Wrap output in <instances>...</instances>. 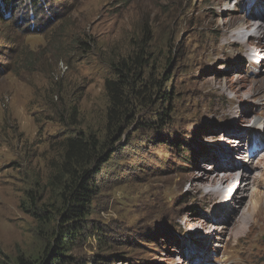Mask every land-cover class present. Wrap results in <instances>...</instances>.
I'll return each mask as SVG.
<instances>
[{
    "label": "rangeland",
    "instance_id": "374dc122",
    "mask_svg": "<svg viewBox=\"0 0 264 264\" xmlns=\"http://www.w3.org/2000/svg\"><path fill=\"white\" fill-rule=\"evenodd\" d=\"M31 1L0 20V264L43 256L55 238L63 142L106 140V82L141 47L151 62L138 71L173 99L157 104L151 89L131 99L135 114L95 180L68 264H264V74L244 55L264 39L226 40L264 15V0L249 16L246 0ZM238 134L240 150L229 143ZM245 140L259 143L254 158ZM222 144L237 159L229 172ZM203 174L232 177L217 196L197 189ZM233 187L256 211L244 214L250 224L225 206Z\"/></svg>",
    "mask_w": 264,
    "mask_h": 264
},
{
    "label": "trees",
    "instance_id": "16d2710c",
    "mask_svg": "<svg viewBox=\"0 0 264 264\" xmlns=\"http://www.w3.org/2000/svg\"><path fill=\"white\" fill-rule=\"evenodd\" d=\"M23 1L0 0V20L7 12L16 10ZM144 31L147 33V30ZM138 51L139 53L133 57H128L127 60L114 65L116 80L106 82L109 97L106 140L101 143L96 136L83 133L79 136L69 135L63 142L64 157L60 171L62 210L54 230L55 238L47 243L43 256L35 259L20 256L15 264H68L71 262L70 251L81 233L85 231V223L91 215L92 202L97 196L95 180L100 175V170L116 152L115 146L123 139L127 132L126 128L135 114V111L130 110L131 99L141 98L148 94L150 89L155 92L153 96H156L157 104L162 101L171 102L173 99V93L162 90L154 77L149 74L146 78L145 72L138 71L151 62L149 59L151 56L143 47ZM142 81L146 84H141ZM167 81H170V78ZM141 85H144L142 86L144 88L138 89ZM149 100H152L151 95ZM167 119L169 117L166 113L158 116L159 122L163 125L167 124ZM179 144L174 147L181 151L180 148L185 145ZM108 260L100 264H113Z\"/></svg>",
    "mask_w": 264,
    "mask_h": 264
},
{
    "label": "bare ground",
    "instance_id": "6f19581e",
    "mask_svg": "<svg viewBox=\"0 0 264 264\" xmlns=\"http://www.w3.org/2000/svg\"><path fill=\"white\" fill-rule=\"evenodd\" d=\"M249 16V15H248ZM253 16V18L255 19V21H254V23L252 22H248V23H245V21H244V19H242L241 21L243 22V24H242V26H240V28H239V30H245V31H250V32H252L250 35H248V37H249V39H252V38H257L258 39V41L259 40H261L262 41V39H264V15H259V16H256V15H252ZM233 22V20H231V23ZM245 33V32H244ZM229 38H235L236 39V41H238L239 43H240V41H243V40H245V39H247V36L246 35H243V34H241V33H239L238 35L235 33V34H228L227 35V37H226V40H229ZM237 44V43H236ZM248 48H253V49H257V48H255V47H253V45H248ZM260 48V47H259ZM263 48H264V46H263ZM263 52V51H262ZM247 60H249V58H247ZM262 72H264L263 70L261 71V73ZM240 79V78H239ZM263 81H264V79H263ZM261 85L260 84H256L255 86H254V90H253V92L256 94L260 89H261V87H260ZM264 93V92H263ZM262 96H264L263 94H262ZM261 126H262V128L264 129V123H262L261 124ZM261 128V129H262ZM242 134H240V136H241ZM244 137V135L240 138V139H242ZM239 140H234V141H232V140H230L229 141V143L230 144H235L236 146L235 147H237V148H239L238 150H240L241 149V142L239 141ZM259 144V143H258ZM258 147H260L259 145H258ZM229 148V147H228ZM230 149V148H229ZM257 154V153H256ZM256 154H254V156H252L251 158H254L255 156H256ZM263 156H262V158L264 159V154H262ZM262 159V160H263ZM258 168V167H257ZM233 172V171H232ZM231 177H232V175L231 174H229V175H227V176H224L222 179H217V177H210L209 176V174H203L202 175V177H201V179H200V181H199V185H197V189H200L201 191H203L204 190V188L205 187H208L210 190H209V194H212V195H217L218 196V194H219V188H218V186L220 185V186H225V185H227V182L231 179ZM204 181H206V182H204ZM237 181H238V177H236L232 182H236L237 183ZM202 182H204V183H202ZM219 184V185H218ZM229 185V184H228ZM236 185V184H235ZM205 186V187H204ZM241 186V185H240ZM235 188L233 187L229 192H228V194H226L225 195V197H230L231 198V200L230 201H225V206H228V204H236V205H238V207L239 208H237V209H235V211L233 212V215L231 216L232 217V219H234V220H237V219H245L246 220V218H248V216L246 217L244 214H246V213H249V214H251V215H254L255 213H256V211H254L253 212V210H252V208L253 207H250V206H246V207H244V209L243 208H241L240 207V204L241 203H239V201H238V198L235 196V195H233L232 196V194H230L231 193V191H233ZM244 192V191H243ZM256 194V193H255ZM232 196V197H231ZM224 197V196H223ZM229 208H230V206H228ZM255 209H257V208H255ZM241 211H243V212H241ZM228 212V211H227ZM226 212V213H227ZM225 213V212H224ZM242 213V214H241ZM244 215V216H243ZM250 215V216H251ZM249 221V222H248ZM235 222V221H234ZM245 222H248L247 224H250L251 223V221L250 220H246Z\"/></svg>",
    "mask_w": 264,
    "mask_h": 264
}]
</instances>
